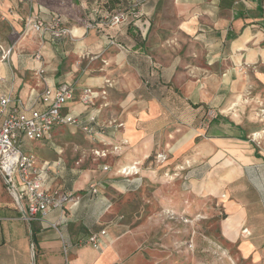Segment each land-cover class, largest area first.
Here are the masks:
<instances>
[{
    "label": "crops",
    "instance_id": "obj_1",
    "mask_svg": "<svg viewBox=\"0 0 264 264\" xmlns=\"http://www.w3.org/2000/svg\"><path fill=\"white\" fill-rule=\"evenodd\" d=\"M135 1L141 7V18L129 13ZM162 2L165 0H0V96L10 93L24 106L41 109L44 105L40 96L46 87L54 89L61 83H70L74 94L64 105V111L79 116L86 113L84 120L91 114L96 115L97 123L104 125L97 127L100 130L98 146L102 143L120 146L119 151L106 158L93 159L97 163L74 180L65 170L62 147L55 149L52 155L46 148L40 155L32 153L38 164H49L44 174L49 187L79 195L77 203L64 210L61 218V212L53 210L42 218L25 220L6 191L0 174V264H145L137 252L134 257L126 258L128 254L120 244L125 236L124 224L114 218L111 199L115 190L122 193L125 184H129L117 172L119 168L136 163L142 169L140 174L149 176L144 182L146 178L149 181L153 178L150 176L154 170L143 166L153 151L166 153L163 166L168 169L182 168L177 179L180 195L188 197L192 187L196 194L217 202L223 210L220 234L237 245L241 256L254 261L264 256V129L254 132V138L251 136L263 123L254 117L253 108L264 106V0H170L177 10V27L208 43L201 51L194 50L197 56H205L202 66L198 61L195 64L202 70L201 76L198 71V80L188 77L184 83L169 84L167 81L176 65L157 67L150 57L152 46L139 43L142 38H151L149 19ZM119 6L128 11L127 19L110 27L105 20ZM28 11L32 14L29 17ZM51 13L61 16L70 34L52 45L49 36L45 35L42 42L29 27L21 41L13 43L24 19L47 18ZM92 18L93 26L87 29ZM200 22L203 24L198 27ZM138 27L143 28L139 35ZM101 31L108 34L106 38L101 36ZM108 37L124 45L116 43L104 51ZM71 41H74L73 46ZM39 45L46 59L45 66L31 55ZM78 46H84L93 56H102L107 64L96 67L93 63L80 68L75 53ZM191 53L193 51L188 54ZM127 55L131 64L127 62ZM137 57L145 61L143 72L149 74L152 91L159 90L158 94L164 96L132 94L133 97L125 99L122 93L116 98L120 91L139 86L136 71L142 70L134 66ZM226 63L228 67L221 70ZM40 67L44 69L42 74L37 72ZM112 72L116 78L107 91L108 96L101 99L102 103L98 97L91 105H82L79 102L81 89L99 88L104 76ZM159 77L163 83H159ZM172 84L181 88L182 97L196 105V111L190 117L181 118L182 124L170 130L161 123L160 104L166 103V98L169 100L164 91ZM222 87L229 88L224 102L219 93ZM239 95L245 96L248 112L241 115L224 111ZM131 102L135 106L131 107ZM222 102L220 111L206 113L204 106ZM1 120L2 117L0 124ZM105 122H121L122 127L116 123L107 126ZM157 135L164 137L162 147L156 145ZM43 139L23 137L21 147L31 153V143ZM91 148L89 152H81V157L91 155L93 158ZM57 161L59 166L55 167ZM103 164L109 168L103 170ZM98 179L103 181L98 193L88 194L87 184ZM175 192L171 191L168 199L171 200ZM59 220L66 248L58 231L50 225ZM101 229L106 234L101 237L100 248L76 245L77 240Z\"/></svg>",
    "mask_w": 264,
    "mask_h": 264
},
{
    "label": "rangeland",
    "instance_id": "obj_2",
    "mask_svg": "<svg viewBox=\"0 0 264 264\" xmlns=\"http://www.w3.org/2000/svg\"><path fill=\"white\" fill-rule=\"evenodd\" d=\"M137 8L140 11L138 18H141L142 11L140 5ZM120 9L122 8L119 6L117 10ZM115 11H113V13ZM28 12L29 17L32 14L30 11ZM98 13L97 11L96 14ZM177 17V10L173 8L170 0H165L159 7H156L155 12L150 16L149 31H151L152 34L151 38L146 37V39L142 38L141 41H139V43H149L152 46V49L149 51L151 54L150 57L157 67L161 68L163 65H176L175 71L167 81L168 84L184 83L188 77L198 80V71H200L198 76H201L202 70L196 68L195 64L199 63V65L202 66L205 62V56H197L194 50L201 51L204 47H207L208 43V41L202 38H195V34L187 33L182 29L180 30L177 27ZM102 18L104 17L102 16ZM107 19L108 18H106L105 23H107ZM23 21L21 31L16 33L13 38L14 44H18L26 32H28L27 28H29V25H27L25 19ZM93 21V18L89 19L87 29L93 26ZM202 22L198 24V27L202 26ZM140 29L142 31L143 28H137L138 35L140 34ZM36 33L43 42L47 34ZM99 33L100 32H98V34ZM101 34L104 38L108 35L105 31H101ZM51 41L52 45H56L58 40L51 39ZM115 41L121 46L122 42ZM73 43L74 41H71L72 46ZM110 45L111 44H105V46H103L104 51H107ZM122 45H124V43ZM83 48L84 46H78L75 52L77 55L76 63L80 68L84 69L93 63H95L94 65H96V67L100 64H107L102 56H93ZM190 51H193V53L188 54ZM37 54L41 56L39 61L45 66L46 59L41 51L40 45L31 52L32 58H35ZM129 57V55L126 56L128 63H130ZM142 59V57H137L136 63L134 64L136 68L142 70L140 72L136 71V75L139 79V86L133 90L125 89L123 92L120 91L119 94L114 92V97L116 94V98L121 97L119 95L122 93L125 99L133 97L132 94H134V96H164L158 94L160 92L159 90H156L157 93L152 91L149 74L143 72L145 70L143 67L145 61ZM239 62L240 60H238V63ZM227 67L228 64L226 63L224 66H221L220 69L223 70ZM205 72L207 73V71ZM115 78L116 74L112 72L109 73V76H104L102 82L109 79L111 83H114ZM159 83H163L160 77ZM109 89L110 88H107V90ZM168 89L164 92L167 94V97L169 95V100L166 98V103L161 102L160 104L162 110L161 117L163 118L161 123H163V126L165 125L166 128L173 130L176 126L182 124L183 121L181 118L183 119L187 117V115L190 117L191 113L196 111L194 110L196 105L186 102V99L181 95V88H176L172 84ZM228 90V87H222L221 90H219V93L222 94L223 102L225 98L229 96ZM110 94L112 93L110 92L109 95ZM223 102L204 106L206 113L220 111L224 105ZM244 102L245 96L239 95L223 110L231 113H234V111L240 112L241 115H244L243 113L248 112V107L245 108ZM131 103V107L135 106L133 102ZM257 103L261 104L259 101H257ZM109 106H111V104H109ZM258 108H260L259 105L253 108L254 117L258 118L259 121L264 120L259 118L260 116L257 114ZM84 115L86 116V113L80 115L82 120H84ZM241 119H243V116ZM243 121H245V118ZM101 123L99 126H104ZM114 123L118 122H107L106 125L112 126ZM263 129L264 122L262 123V127L253 130L252 133ZM53 132L49 140L43 139L41 141L32 142L30 145L31 149H29L31 150L30 152L40 155L41 150L46 148V150L50 151L48 153L52 155L56 153L55 149L62 147L65 170L73 180L82 176L97 163V161L93 160L91 155L81 157V152L87 150L89 152V148L98 146L100 143L97 138H89L80 126L65 125L57 128ZM170 139L174 140V137ZM88 140L90 142H88ZM163 140L164 137L157 135L156 145L162 147L164 145ZM89 144H92V146ZM24 146H26V142L23 144V147ZM163 164L164 162L155 160V164L151 168V170H154V173H151L152 176H150L153 178H151L150 181L149 178H146L144 182V178L149 177L147 174H139L141 177L140 182L137 181L136 184H125L122 193H117V190H115L112 195L111 202L114 214L116 215L114 218L124 224L125 228V236L120 240V244L124 245L126 254H128L126 258L134 257L137 252L138 256L145 264H264V256L256 261L251 258L243 257L235 243L229 242L220 235L218 223L223 217V210L218 207L216 201L203 198V195L196 194L192 190V187L188 190V197L180 195V185L177 179L181 176L180 171L182 168L173 169L170 167L168 169L163 166ZM141 171L142 169H140V172ZM129 178H132V176ZM98 180L95 181L103 184L101 179ZM171 191H176L177 193L175 192V194L171 195L172 198L170 200L167 196L171 194Z\"/></svg>",
    "mask_w": 264,
    "mask_h": 264
},
{
    "label": "built area",
    "instance_id": "obj_3",
    "mask_svg": "<svg viewBox=\"0 0 264 264\" xmlns=\"http://www.w3.org/2000/svg\"><path fill=\"white\" fill-rule=\"evenodd\" d=\"M138 2H132L129 13L133 12L135 18L139 17L140 11L137 8ZM128 11L120 9L112 13L107 24L110 27H116L118 24L126 21ZM27 25L40 34H47L52 40H59L71 33L70 28L63 24L62 18L57 13H51L47 18H27ZM108 44H116V41L108 37ZM37 54L35 58L40 59ZM43 67L38 69V74H42ZM102 86L94 88L90 86L83 87L79 93V102L84 106H89L99 97L105 98L107 88L112 86L109 79L102 82ZM74 94L72 84L64 82L56 88H45L40 96L43 103L41 109L34 105L24 106L19 98L12 94L0 96V174L6 191L11 195L13 201L22 212L25 220H33L38 217L42 218L45 214L53 210L61 212L76 204L79 195L71 190L51 188L45 183L44 174L49 169L48 163L38 164L36 157L32 153L24 152L21 147L23 137L32 140L51 138L55 128L65 125L80 126L86 135L91 139L99 137L100 127L97 123L96 115H89L86 120H82L79 115L65 112L64 105L71 100ZM259 118L264 119V107L258 108ZM264 122V120H261ZM106 123V122H105ZM122 123H116L121 126ZM120 146L117 144H105L90 149L93 159L106 158L108 154L119 151ZM167 155L164 152H158L156 161L165 162ZM59 162H55V167ZM109 166L103 164L102 169L107 170ZM57 170V169H56ZM117 172L129 181L140 182V167L136 163L125 165ZM167 174V173H166ZM132 176V178H129ZM100 183L91 182L88 185L87 193L96 195L99 191ZM59 218V219H60ZM60 220L51 222L66 248L65 238L62 232ZM245 231V230H243ZM106 234L104 229L93 232L85 238L77 240L76 245H90L98 249L101 246V237ZM264 250V248H263Z\"/></svg>",
    "mask_w": 264,
    "mask_h": 264
},
{
    "label": "trees",
    "instance_id": "obj_4",
    "mask_svg": "<svg viewBox=\"0 0 264 264\" xmlns=\"http://www.w3.org/2000/svg\"><path fill=\"white\" fill-rule=\"evenodd\" d=\"M158 152L156 151H153L150 156L146 159V161L144 162L143 166L144 167H150L152 168L153 165L155 164V160H156V155H157ZM156 154V155H155ZM218 230L220 232V229H219V223H218ZM221 235V234H220ZM222 236V235H221Z\"/></svg>",
    "mask_w": 264,
    "mask_h": 264
},
{
    "label": "bare ground",
    "instance_id": "obj_5",
    "mask_svg": "<svg viewBox=\"0 0 264 264\" xmlns=\"http://www.w3.org/2000/svg\"><path fill=\"white\" fill-rule=\"evenodd\" d=\"M255 135H256V133H252V137L255 136Z\"/></svg>",
    "mask_w": 264,
    "mask_h": 264
}]
</instances>
